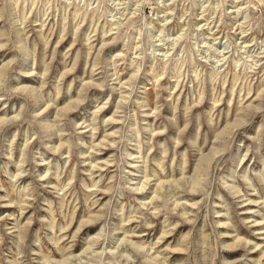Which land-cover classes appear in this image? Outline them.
<instances>
[{
    "label": "rangeland",
    "instance_id": "374dc122",
    "mask_svg": "<svg viewBox=\"0 0 264 264\" xmlns=\"http://www.w3.org/2000/svg\"><path fill=\"white\" fill-rule=\"evenodd\" d=\"M0 264H264V0H0Z\"/></svg>",
    "mask_w": 264,
    "mask_h": 264
}]
</instances>
